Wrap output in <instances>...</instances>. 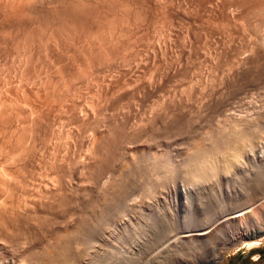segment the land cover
Wrapping results in <instances>:
<instances>
[{"label":"rangeland","instance_id":"374dc122","mask_svg":"<svg viewBox=\"0 0 264 264\" xmlns=\"http://www.w3.org/2000/svg\"><path fill=\"white\" fill-rule=\"evenodd\" d=\"M263 80L264 0H0V217L5 216L0 220V262L18 264L16 260L25 259L23 264H50L48 257L52 256L48 251L55 250L51 252L55 255L63 243L61 240L65 242L66 246L62 245L67 250L68 241L72 245L70 239L73 237L69 238V232L73 230V226L77 227L74 229L77 237L76 229L79 230L78 227L83 225V219L87 221V217L93 215L96 219L104 215L111 216L110 214L120 215L117 218L121 219L124 215L121 219L124 222L119 227L117 225L118 229L115 226L113 235L121 234L120 232H125L127 228V231H132V225L133 231L137 230L136 236L131 232L128 235L130 238L133 235L136 240L162 235L164 230L158 226L159 223H167L170 226L167 231L183 219L190 225L199 223L201 216L197 220L198 214L192 216L180 212L178 183L189 186L188 175L189 181H185L187 176L184 173L188 172L186 169L189 170L190 165L193 166L195 154L201 157L200 150L211 147L212 144L206 143L212 142L215 135L214 140L220 141V138L228 136L225 132H229L231 126V132L235 131L237 123L235 125L234 122L239 125L241 119L242 123L245 120L244 124H247V120L252 117L249 122L254 124L253 120L256 119L259 124L262 121L264 124ZM245 93L248 96L244 95ZM222 103L228 105L223 106ZM249 111H252V114ZM259 119L263 120L259 122ZM256 126L255 130L264 132L262 128L258 130L261 126ZM210 134L214 136L207 138ZM219 134L222 137H219ZM230 135L234 137L235 134ZM233 137L230 139L228 136L227 142L223 139L224 144L234 142ZM203 139H207V142ZM199 141L202 146L198 151L196 146H200ZM257 143L256 149L264 151V141L257 140ZM219 144L220 142L215 147ZM222 145H219L221 149L217 147V151L221 152L222 148L224 150L227 147ZM191 147L193 148L190 149ZM215 147L211 149L214 150ZM207 148L205 154L210 153V148ZM187 150L189 153L190 150L193 153L195 151L194 154L191 153L195 157L186 152ZM151 156L157 157L158 161ZM189 156L194 158L192 162L187 159ZM149 157L154 162H151ZM162 160L167 161L166 167L168 164L169 169ZM172 160L179 163L183 169ZM243 161H247L249 166L257 165L248 160ZM156 162L161 164L158 163V166ZM259 163L258 169L264 171V159ZM148 164L160 169H153ZM178 166L180 170L175 168ZM171 167L177 172H185H180V176L176 171V174H173L174 169H170ZM162 168L168 169V173L172 170L173 177L169 173V179L166 171L161 172ZM239 174L241 173L237 171L236 174L233 173L236 178L244 179L243 174L241 177ZM165 175L169 180H165ZM214 175L207 177V180L202 178L203 183L198 180V187L196 179L194 185L190 182V187L199 189L207 183L210 185L216 180L217 176ZM166 181L171 182L166 185ZM232 185L233 183L228 181L220 183L219 186L222 189L231 187L230 189L234 190ZM100 186L106 189L101 190ZM47 189L51 190L52 196H48L51 192L48 193ZM158 189L163 193L160 196H156ZM247 189L248 194L245 193L237 200L223 195L226 207L221 213L237 215L235 222L224 221L226 224L216 234H212L207 242L196 241L192 247L186 249L187 254H190L187 250H192L204 255L206 262L193 260L194 262L181 264H206L208 260L211 261L209 264H264V234L256 239L257 243L250 245L248 242L253 239L242 240L239 235L242 227L247 226L244 224L246 215L252 216L255 221L261 219L260 209L264 202V195L258 200L254 199L250 191L254 190V187L248 185ZM224 191L221 190V194H225ZM145 196L148 197L145 199ZM113 198H116L114 202ZM123 200L128 203L126 206ZM153 212H156L155 215ZM68 213L71 218L69 217L70 222L69 219L66 220V224L64 221ZM157 213H161L160 217ZM74 216L76 217L73 218ZM125 216L129 217H126L128 221ZM117 218L115 220H118ZM241 219L243 220L240 222ZM106 220L108 221V218L104 220V226L111 228L112 225L106 224ZM153 221L157 229L149 224ZM55 223H63L64 226H57ZM65 226H68L69 230L66 237ZM59 227L64 229L60 230ZM140 228L145 236H142L143 231L139 232ZM54 231L61 232L63 237H59L60 233L57 237L58 232ZM64 237L65 240L62 239ZM133 237L131 239L136 244ZM46 241L51 242V245L56 244L51 246ZM45 242L47 246L41 245ZM48 244L54 249L48 248ZM21 245L27 246V250ZM18 249L22 250V253ZM221 254L224 255L219 261ZM177 259L178 257L171 256L167 259V264H180Z\"/></svg>","mask_w":264,"mask_h":264},{"label":"bare ground","instance_id":"6f19581e","mask_svg":"<svg viewBox=\"0 0 264 264\" xmlns=\"http://www.w3.org/2000/svg\"><path fill=\"white\" fill-rule=\"evenodd\" d=\"M82 1V0H81ZM82 5V4H81ZM19 6V5H18ZM79 6H80V4H79ZM81 7V6H80ZM14 9V8H13ZM72 9V8H71ZM18 10V9H17ZM76 10V9H75ZM77 10H78V8H77ZM76 10V11H77ZM13 11V10H12ZM81 11V10H80ZM92 11V10H91ZM82 12H84V10L82 11ZM76 13H78V12H76ZM80 14V13H79ZM88 14V13H87ZM89 15V14H88ZM101 15V14H100ZM99 15V16H100ZM11 16V15H10ZM79 17V16H78ZM102 17V16H101ZM83 19V18H82ZM111 19V18H110ZM109 19V20H110ZM77 21V20H76ZM58 22V21H57ZM107 22V21H106ZM109 22V21H108ZM44 23V22H43ZM65 23V22H64ZM113 26V25H112ZM41 29V28H40ZM57 30H58V28H57ZM62 30V29H61ZM60 30V31H61ZM59 31V30H58ZM49 33V32H48ZM69 33V32H68ZM52 34V33H51ZM28 38V37H27ZM96 52V51H95ZM109 52V51H108ZM100 57V56H99ZM98 57V58H99ZM108 57V56H107ZM97 58V57H96ZM249 58V57H248ZM102 59V58H101ZM244 59V58H243ZM241 63V62H240ZM235 66V65H234ZM238 67V66H237ZM235 68V67H234ZM232 69V68H231ZM240 70V69H239ZM223 71V70H222ZM225 72V71H224ZM230 72H231V70H230ZM229 72V73H230ZM227 74V73H226ZM235 74V73H234ZM222 75H223V73H222ZM229 76V75H228ZM263 76V75H262ZM215 77V76H214ZM261 78V77H260ZM213 80V79H212ZM263 82H264V80H263ZM262 82V83H263ZM261 83V82H260ZM206 84V83H205ZM204 84V85H205ZM224 84V83H223ZM253 84H255V83H253ZM258 84V83H257ZM200 85V84H199ZM250 85V84H249ZM185 85H183V87H184ZM212 86V85H211ZM223 86V85H222ZM221 86V87H222ZM228 86V85H227ZM247 86V85H246ZM193 87H195V86H193ZM192 87V88H193ZM206 87V86H205ZM214 87H216V86H214ZM213 87V88H214ZM224 87V86H223ZM233 87V86H232ZM185 88V87H184ZM201 88V87H200ZM199 88V89H200ZM261 88V87H260ZM187 89V88H186ZM194 89H196V88H194ZM203 89H204V86H203ZM218 89H221L220 87H218ZM247 89V88H246ZM197 90V89H196ZM205 90V89H204ZM204 90H201V91H204ZM213 90H211V92H212ZM220 91V90H219ZM247 91V90H246ZM194 92H195V90H194ZM209 92V91H208ZM229 92V91H228ZM235 92V91H234ZM238 92V91H237ZM249 92V91H248ZM196 93V92H195ZM219 93V92H218ZM250 93V92H249ZM202 94V93H201ZM209 94V93H208ZM211 94V93H210ZM214 94V93H213ZM212 94V95H213ZM229 94V93H228ZM198 95V94H197ZM196 95V96H197ZM204 95V94H203ZM217 95V94H216ZM244 95H247V93H245ZM191 96H192V94H191ZM200 96V95H199ZM248 96V95H247ZM246 96V97H247ZM193 97V96H192ZM207 97H208V95H207ZM210 97V96H209ZM235 97H236V95H235ZM240 97V96H239ZM257 97V96H256ZM262 97V96H261ZM219 98V97H218ZM264 98V97H263ZM201 99V98H200ZM212 99V98H211ZM236 99V98H235ZM234 99V100H235ZM246 99V98H245ZM259 99V98H258ZM261 99V98H260ZM195 100V99H194ZM198 100V99H197ZM241 100V99H240ZM243 100V99H242ZM241 100V101H242ZM247 100V99H246ZM191 101V100H190ZM201 101V100H200ZM219 101V100H218ZM238 101V100H237ZM258 101V100H257ZM204 102V101H203ZM215 102H217V101H215ZM244 102V101H243ZM242 102V103H243ZM253 102V101H252ZM261 102V101H260ZM198 103V102H197ZM196 103V104H197ZM205 103H206V101H205ZM228 103H229V101H228ZM258 103V102H257ZM262 103V102H261ZM260 103V104H261ZM172 104V103H171ZM193 104V103H192ZM223 104V103H222ZM238 104H239V102H238ZM249 104V103H248ZM225 104H223V106H224ZM228 105V104H227ZM227 105H225V106H227ZM232 105V104H231ZM235 105V104H234ZM237 105V104H236ZM256 105V104H255ZM254 105V106H255ZM258 105V104H257ZM263 105V104H262ZM156 106V105H155ZM173 106V105H172ZM190 106H191V104H190ZM199 106V105H198ZM197 106V107H198ZM200 106H201V104H200ZM204 106V105H203ZM243 106V105H242ZM242 106H241V108H242ZM248 106V105H247ZM264 106V105H263ZM157 107V106H156ZM166 107V106H165ZM168 107V106H167ZM185 107H187V106H185ZM205 107H206V104H205ZM220 107V106H219ZM229 107V106H228ZM257 107V106H256ZM256 107H254V109L256 108ZM154 108V107H153ZM170 108V107H169ZM202 108V107H201ZM208 108V107H207ZM221 108V107H220ZM233 108V107H232ZM235 108V107H234ZM244 108V107H243ZM252 108H253V106L251 107V110H252ZM262 108V107H261ZM158 109V108H157ZM157 109H155V110H157ZM163 109V108H162ZM179 109V108H178ZM188 109V108H187ZM225 109V108H224ZM228 109V108H227ZM248 109V108H247ZM257 109V108H256ZM263 109H264V107H263ZM154 110V111H155ZM114 111V110H113ZM151 111V110H150ZM162 111V110H161ZM182 111V110H181ZM239 111V110H238ZM237 111V112H238ZM165 112L167 113V111L165 110ZM201 112V111H200ZM226 112H228V111H226ZM231 112H233L232 110H231ZM235 112V111H234ZM247 112V111H246ZM252 112V111H251ZM250 111H249V113H251ZM150 113H152L153 114V112H150ZM217 113H219V112H217ZM240 113V112H239ZM255 113V112H254ZM258 113H260V112H258ZM263 113H264V111H263ZM165 114V113H164ZM215 114V113H214ZM246 113H244V115H245ZM252 114V113H251ZM256 114V113H255ZM157 115V114H156ZM166 115V114H165ZM217 115H219V114H217ZM231 115H232V113H231ZM237 114H233V116H236ZM240 115V114H239ZM250 115V114H249ZM248 115V116H249ZM263 115V114H262ZM171 116V115H170ZM224 115H222V117H223ZM241 116V115H240ZM151 117V116H150ZM228 117V116H227ZM227 117H226V119H227ZM236 117H238V116H236ZM250 117V116H249ZM148 118V117H147ZM155 118V116L153 117V119ZM157 118V117H156ZM167 118V117H166ZM188 118V117H187ZM217 118H219L218 116H217ZM221 118V117H220ZM225 118V117H224ZM231 118V117H230ZM235 118V117H234ZM244 118V117H243ZM248 118V117H247ZM250 118H252V117H250ZM250 118H249V120H250ZM253 118H255V117H253ZM257 118V117H256ZM261 118H263V117H261ZM152 119V118H151ZM237 119V118H236ZM235 119V120H236ZM240 119V118H239ZM245 119H246V117H245ZM264 119V118H263ZM263 119H259V122H260V120H263ZM108 120V119H107ZM161 120V119H160ZM230 120V119H229ZM249 120H247L248 121V123H251V122H249ZM109 121V120H108ZM152 121V120H151ZM155 121H157V120H155ZM164 121V120H163ZM231 121H232V119H231ZM236 121H238V120H236ZM255 123L253 124V123H251V124H248L247 122V124H244L245 123V120H244V123H242V119H241V122H239L240 124H244V125H238V122H234V124L235 123H237V127H236V129H235V131L232 133L231 132V128H232V126H231V128H230V130H229V132H225V133H227L228 134V136H229V138L231 139L232 137H230L231 135L230 134H235L234 135V142L233 141H231L230 143H227L226 145L224 144L225 142H227V138H228V136H227V138H226V136L225 137H222V135H220L219 137H222V139L220 138V141L219 140H214L215 139V137H216V135H215V137H213L214 135H212V134H210L207 138H209L211 135H212V137L214 138L213 140L215 141V142H213V140H212V142H210V140H209V142L210 143H208L207 142V139H203L204 141H206L205 143L206 144H209V145H213V143H214V146H212L211 145V147H209L210 149L211 148H213V147H215V145L216 144H218L219 142H220V144L222 145V144H224V145H222V146H227V147H225V149L223 150V148H222V151L221 152H219V151H217V147H219V145H217L215 148H214V150H210L209 148H207L206 147V145L204 144V146L207 148V149H209L208 151L210 152H208L209 154H205V152L204 151H206L207 152V150H206V148H205V150H200L201 151V154H200V156L201 157H197V154H195L196 155V157H197V159H196V157L194 156V155H192L191 153H193L192 152V150H190L191 151V153H189V151L187 150L186 152H188L191 156H194L195 157V160H194V162H193V166L191 167V165H190V169L188 170V169H186L188 172H186V173H184V175L186 174V176H187V178L186 177H184V175H181V176H183L184 178H186V180L185 181H189V179H190V182L191 183H193V185H194V182H195V180L197 179V181H196V185L198 184L197 182H198V180H200L201 181V179L203 178V180H207V177H209L210 175H213V174H215L214 176H217L216 177V180H214V179H212V180H214L213 181V183L212 184H210L209 185V183H207V185L206 186H203V187H200L199 189L197 188V189H194V188H192V187H190V185H191V183L190 182H187L188 183V185L189 186H187L186 184H183L182 182H179L178 183V187H179V191H180V194L178 195V203H179V209H180V212H182L183 214H185V215H192V216H195L196 214H198L197 216H196V219L198 220V217L199 216H201V219H200V222L199 223H196V224H192V225H190V224H187L186 222H184L185 220L183 219L182 221H180V222H176V224H175V226L173 227L172 226V228H171V230H169V231H167V229L168 228H170V226L167 224V223H159L160 222V219H159V224H158V226L159 227H162L163 228V230H164V233L162 232V235H155V237H153V238H146V237H144V239L142 240H136L134 237H133V235L131 236V238L133 237L134 239H135V241H136V244H135V242H134V240L133 239H131L130 238V236L128 235L129 234V232H131V233H134V235H135V232L137 231H133L134 230V227H132V225H131V228H133V230L131 231L130 229V226H129V224H128V226H129V230L130 231H127V229H126V227H121V229L122 228H125L126 229V231L125 232H120L121 234H114L113 235V233H114V228H116L117 227V225H118V227H119V225L121 224V223H123L124 222V220L122 221L121 219H123L124 218V215H122L121 213V215L123 216L121 219H118L117 217H119L118 215H116V216H114V215H112V214H110L111 216H108V217H106L105 215H104V217L102 216V217H100V212L98 213L99 214V217L100 218H102V219H96L97 217H95L94 215V217L93 216H86V215H84V216H86L88 219H86L87 221H84L85 219H83V225H80L79 227H78V229L79 230H77L76 229V232L78 233V235H77V237L75 236V234H74V229L75 228H77L76 226L74 227L73 226V230L72 231H70L69 232V230H68V226L66 227L65 226V229L63 228V227H61V228H63L64 229V236L66 237V236H68L67 234H68V232H69V234H70V237L69 238H71V237H73L72 239H70V240H72V245L70 244V241H68V243L67 244H69V245H67V246H69V247H66L67 248V250H65V242L63 241V240H61V242H63L62 244H64L65 246H63L62 244H60L61 245V247L58 249L59 251H57L56 252V254L53 256L52 254H51V252L50 251H48L47 249H46V251H48L49 253H50V255L52 256V257H48L49 258V260H50V264H167V259L168 258H170L171 256L172 257H178V259H177V261L179 262L180 261V264H181V262H190V261H193V260H198V261H201V262H206V260H205V256L204 255H202V254H199V253H196L195 251H192V250H187L190 254H187L186 253V249L187 248H190V247H192V245H194V243L196 242V241H198V242H201V243H205V242H207L208 241V239H210L211 238V235L212 234H216L218 231H220V229H221V227H223L225 224H226V222H224V221H230V222H235L236 221V216L237 215H225V214H223V213H221V210L223 209V208H225L226 207V205H225V203H226V201H224V197H226V198H230L231 200L232 199H234V200H237V199H239V197H243L244 195H245V193H247L248 191V189H247V186L249 185V186H251V187H254V190H250V191H252V193H253V195H254V199H259L262 195H264V171L263 170H259L258 169V165L260 164L259 162L261 161V160H263L264 159V151H261V149L258 151L257 149H256V143H257V140H258V142H260L261 141V139H262V141H264L263 139H264V132H259V131H257V130H255V126H256V124H258L257 126H261L258 130H260L261 128L262 129H264L263 128V126H264V124L262 123V122H260V124L257 122L258 120H253ZM252 121V122H253ZM146 122H148V120L146 121ZM257 122V123H256ZM152 123H153V121H152ZM164 123V122H163ZM225 123V122H224ZM231 123V122H230ZM233 123V122H232ZM151 124V123H150ZM142 125H144V124H142ZM222 125V124H221ZM236 125V124H235ZM235 125H233V127L235 126ZM125 126V125H124ZM139 126V125H138ZM138 126H136V128L138 127ZM152 126V125H151ZM256 126V127H257ZM142 127V126H141ZM139 128V127H138ZM258 128V127H257ZM256 128V129H257ZM141 129V128H140ZM148 129V128H147ZM155 129V128H154ZM227 129V128H226ZM234 129H232V130H234ZM137 130V129H136ZM221 131H222V129H221ZM138 132V131H137ZM223 132V131H222ZM230 133V134H229ZM136 134V133H135ZM142 134V133H141ZM222 134V133H221ZM223 136H224V132H223ZM141 137V136H140ZM201 137H203L202 135H201ZM205 137V136H204ZM212 137H210V138H212ZM126 138V137H125ZM138 138V137H137ZM218 138V137H217ZM216 138V139H217ZM226 138V139H225ZM228 138V139H229ZM127 139H129V138H127ZM223 139L225 140V142H223ZM259 139H260V141H259ZM131 140V139H130ZM221 140H222V142H221ZM132 141V140H131ZM130 141V142H131ZM203 141V142H204ZM229 141V140H228ZM125 142H127V141H125ZM194 142V141H193ZM192 142V143H193ZM197 142V141H196ZM217 142V143H216ZM88 143H89V141H88ZM95 143V142H94ZM129 143V142H128ZM199 143V145H200V141L198 142ZM197 143V144H198ZM91 144V143H90ZM127 144V143H126ZM131 144V143H130ZM153 144V143H152ZM258 144V143H257ZM151 145V144H150ZM156 145V144H155ZM161 145V144H160ZM189 145V144H188ZM194 145V144H193ZM192 145V146H193ZM94 146V145H93ZM97 146V145H96ZM121 146V145H120ZM124 146V145H123ZM162 146V145H161ZM160 146V147H161ZM202 146V144L200 145V146H196V148H198L197 150L199 151V148ZM261 146V145H260ZM91 147V146H90ZM190 147V146H189ZM258 147V146H257ZM153 148V147H152ZM182 148V147H181ZM193 147H191L190 149H192ZM195 148V147H194ZM263 148V147H262ZM88 149H90V148H88ZM125 149V148H124ZM128 149V148H127ZM202 149V148H201ZM219 149H221V147H219ZM158 150V149H157ZM156 150V151H157ZM160 150V149H159ZM197 150H196V152H197ZM216 150V151H215ZM92 151V150H91ZM122 151V150H121ZM133 151V150H132ZM203 151V152H202ZM87 152V151H86ZM96 151H94V153H95ZM123 152V151H122ZM126 152V151H125ZM143 152V151H142ZM177 152V151H176ZM180 152V151H179ZM178 152V153H179ZM211 152H213L212 154H211ZM214 152H217V153H214ZM88 153H89V150H88ZM92 153V152H91ZM119 153V152H118ZM130 153H132V152H130ZM162 153V152H161ZM180 153H182V152H180ZM188 153L187 154H185V156L186 155H188ZM194 153H195V151H194ZM193 153V154H194ZM198 153V152H197ZM202 153L204 154L203 156H202ZM126 154V153H125ZM155 154H156V152H155ZM214 154H217V155H214ZM92 155H94V154H92ZM91 155V156H92ZM96 155V154H95ZM121 155V154H120ZM128 155V154H127ZM126 155V156H127ZM133 155V154H132ZM163 155V154H162ZM168 155V154H167ZM88 156H89V154H88ZM102 156V155H101ZM118 157V156H117ZM124 158H125V156H123ZM133 157V156H132ZM152 157V159H155V161H158V160H156L157 159V157H153V156H151ZM151 157H149L150 158V160H151ZM170 157V156H169ZM188 157V156H187ZM90 158V157H89ZM123 158V159H124ZM139 158V157H138ZM171 158V157H170ZM176 158V157H175ZM183 158V157H182ZM186 158V157H185ZM83 159V158H82ZM137 159V158H136ZM172 159V158H171ZM181 159V158H180ZM187 159H189V160H191V162H192V160L194 159H191L190 158V156H189V158H187ZM112 160V159H111ZM131 160V159H130ZM129 160V161H130ZM149 160V159H148ZM167 160V159H166ZM188 160V161H189ZM243 160H248V161H251V163H253V165H254V163L255 164H257V165H255V167H253V166H249L248 164H247V161H243ZM115 161V160H114ZM126 161V160H125ZM124 161V162H125ZM128 161V160H127ZM133 161H134V159H133ZM133 161H131V162H133ZM163 162H165V167H166V163H167V161H164V160H162ZM169 161V163L171 162V160H168ZM174 163H175V161L174 160H172ZM178 161H180L179 160V158H178ZM177 161V162H178ZM181 161H182V159H181ZM257 161V162H256ZM259 161V162H258ZM122 162H123V160H122ZM122 162H120V163H122ZM142 162V161H141ZM148 162V161H147ZM151 162H154L153 160H151ZM162 162V163H163ZM186 162V161H185ZM190 162V163H191ZM118 163V162H117ZM128 163V162H127ZM136 163V162H135ZM138 163V162H137ZM157 163V162H156ZM156 163H155V166H156ZM159 163V162H158ZM157 163V164H158ZM180 163H183L182 165L184 166L185 165V163L184 162H180ZM259 163V164H258ZM262 163H263V161H262ZM261 163V164H262ZM83 164V163H82ZM110 164V163H109ZM131 164H133V163H131ZM152 164H154V163H152ZM159 164H161V162L159 163ZM159 164H158V166H159ZM175 164H178L179 165V163H175ZM173 165V166H177V165ZM187 164H188V162H187ZM187 164H186V166H187ZM80 165V164H79ZM122 165V164H121ZM125 165H128V164H125ZM125 165H123V166H125ZM136 165V164H135ZM150 164H148V166H149ZM164 165V164H163ZM171 165V164H170ZM189 165V164H188ZM81 166V165H80ZM90 166V165H89ZM120 166V165H119ZM143 166V165H142ZM151 166V168H153L152 167V165H150ZM161 166V165H160ZM172 166V167H173ZM179 166H181V165H179ZM179 166L178 167H175V168H177V170H180V168H182V166L179 168ZM256 166H257V168H256ZM88 167V166H87ZM91 167V166H90ZM106 167V166H105ZM107 167H108V165H107ZM110 167V166H109ZM115 167V166H114ZM157 167V166H156ZM156 167H154V168H156ZM162 167V166H161ZM164 167V166H163ZM164 167V168H165ZM170 168V169H174L172 172H173V174H178L179 175V173L180 172H182V171H184V170H182V171H180V172H177L176 171V169L175 168ZM189 167V166H188ZM89 168V167H88ZM121 168V167H120ZM135 168H137L136 166H135ZM153 168V169H154ZM159 168V167H158ZM158 168H156V169H158ZM166 168H168V164H167V167ZM179 168V169H178ZM185 168H187V167H185ZM184 168V169H185ZM256 168V169H255ZM106 169V168H105ZM116 169H118V168H116ZM132 169V168H131ZM141 169V168H140ZM152 169V170H153ZM160 169V168H159ZM169 169V168H168ZM168 169H163L162 168V171L161 170H157V171H161V172H163V170H164V172L163 173H165V171L166 170H168ZM183 169V168H182ZM100 170H101V168H100ZM109 170V169H108ZM118 170H120V169H118ZM118 170H117V172H118ZM126 170V169H125ZM103 171V170H102ZM107 171V170H106ZM143 171V170H142ZM151 171V170H150ZM149 171V172H150ZM156 171V172H157ZM171 171L169 170V173H171ZM174 171H176V173L174 172ZM236 171L239 173H241V174H243V176H244V179L246 178V180L244 181V179L243 178H241V180H240V178L238 179V178H236V175H233V173L235 172V174H236ZM95 172V171H94ZM112 172V171H111ZM121 172V171H120ZM126 172V171H125ZM132 172V171H131ZM167 172V171H166ZM185 172V171H184ZM103 173V172H102ZM169 173L167 172L166 174H168L167 176H169L170 177V175H169ZM251 173H252V176H251ZM113 174H115V173H113ZM152 174V173H151ZM155 174V173H154ZM173 174L171 173V176L173 177ZM182 174H183V172H182ZM241 174H239L240 175V177L242 176ZM245 174V175H244ZM250 174V175H249ZM48 175V174H47ZM105 175V174H104ZM129 175V174H128ZM158 175V174H157ZM161 176H162V173L160 174ZM159 175V176H160ZM164 175V174H163ZM238 175V176H239ZM249 175V176H248ZM101 176V175H100ZM116 176V175H115ZM148 176V175H147ZM150 176V175H149ZM154 176V175H153ZM166 176V175H165ZM167 176L165 177V180H169V179H171V177L169 178V179H167ZM175 176V175H174ZM180 176V175H179ZM213 176V177H214ZM98 177H99V174H98ZM103 177V176H102ZM125 177H127V176H125ZM142 177V176H141ZM212 177V176H211ZM3 178V177H2ZM107 178V177H106ZM113 178H114V176H113ZM120 178V177H119ZM144 178V177H143ZM161 178V177H160ZM164 178V177H163ZM177 179H178V176L176 177ZM182 177H180V179H181ZM189 178V179H188ZM51 179V178H50ZM100 179V178H99ZM105 179V178H104ZM115 179V178H114ZM113 179V180H114ZM123 179V178H122ZM150 179V178H149ZM188 179V180H187ZM56 180V179H55ZM112 180V179H111ZM143 180V179H142ZM145 180V179H144ZM150 180H152V179H150ZM162 180V179H161ZM160 180V181H161ZM173 178H172V182H173ZM183 180V179H182ZM87 181V180H86ZM103 181V180H102ZM148 181V180H147ZM159 181V182H160ZM170 181V182H171ZM177 181V180H176ZM181 181V180H180ZM184 180H183V182H185ZM231 182V183H233V185H234V190L233 189H230L231 187H229V188H221L219 185H220V183H224V182ZM6 182V181H5ZM60 182V181H59ZM87 182H89V181H87ZM108 182V181H107ZM106 182V183H107ZM118 182H119V180H118ZM142 182V181H141ZM162 182H164V185H165V181L163 180ZM167 182L168 181H166V185H167ZM170 182H168L169 184H170ZM202 183H203V181H201ZM51 183V182H50ZM49 183V185L51 186V184ZM54 183H57V182H54ZM83 183H84V181H83ZM108 183H110V181L108 182ZM120 183V182H119ZM148 183V182H147ZM174 183V182H173ZM171 184V185H174V187H175V184H176V182H175V184ZM186 183V182H185ZM201 183V184H202ZM0 184H1V182H0ZM45 184V183H44ZM66 184V183H65ZM78 184H80V183H78ZM77 184V185H78ZM89 184V183H88ZM93 184V183H92ZM95 184V183H94ZM93 184V185H94ZM139 184V183H138ZM158 184V183H157ZM163 184V183H162ZM11 185V184H10ZM54 185V184H53ZM70 185V184H69ZM68 185V186H69ZM76 185V186H77ZM101 185V184H100ZM103 185V184H102ZM101 185V186H102ZM105 185V184H104ZM120 185V184H119ZM140 185V184H139ZM153 185V184H152ZM163 185V186H164ZM195 185V186H196ZM199 185H200V183H199ZM228 185V184H227ZM226 185V186H227ZM232 185V186H233ZM1 186V185H0ZM4 186V185H3ZM37 186H39V185H37ZM55 186H57L56 184H55ZM58 186H59V184H58ZM61 186V185H60ZM67 186V187H68ZM71 186V185H70ZM69 186V187H70ZM81 186H82V184H81ZM83 186H85L84 184H83ZM100 186V187H101ZM106 186H107V184H106ZM116 186H117V184H116ZM141 186V185H140ZM151 186V185H150ZM160 186V185H159ZM202 186V185H201ZM13 187V186H12ZM24 187V186H23ZM36 187V186H35ZM52 187V186H51ZM50 187V189H52ZM74 187V186H73ZM78 187V186H77ZM90 187V186H89ZM147 187V186H146ZM146 187H144V188H146ZM162 187V186H161ZM168 187H169V185H168ZM173 187V186H172ZM196 187H198V185L196 186ZM11 188V187H10ZM44 188H46V187H44ZM55 188L56 187H54V190H55ZM102 188V187H101ZM103 188H105L106 189V187H103ZM101 189V190H104V189ZM148 188H150V187H148ZM153 188V187H152ZM163 188V187H162ZM161 188V189H162ZM176 188V187H175ZM220 188H221V190L223 191V190H225L224 191V193L225 194H223V192H222V194H221V190H220ZM233 188V187H232ZM5 189V188H4ZM32 189V188H31ZM59 189V188H58ZM69 189V188H68ZM98 189V188H97ZM112 189H114V188H112ZM115 189H116V187H115ZM169 189H170V187H169ZM253 189V188H252ZM46 190V189H45ZM63 190V189H62ZM61 190V192H63ZM150 190V189H149ZM160 189H158V191H159ZM11 191V190H10ZM49 190L47 189V192H48ZM66 191V190H65ZM78 191V190H77ZM118 191V190H117ZM144 191V190H143ZM158 191H157V193H156V196L157 195H161V193L163 192V189H162V192H161V190H160V193L158 194ZM165 191V190H164ZM170 191V190H169ZM190 191V192H189ZM201 191H203V192H207L206 194H204L203 192H201ZM46 192V191H45ZM51 192V190L48 192V193H50ZM88 192V191H87ZM102 192V191H101ZM112 192H113V190H112ZM124 192V191H123ZM155 192V191H154ZM166 192V191H165ZM164 192V193H165ZM168 192V191H167ZM192 192V194H189V193H191ZM10 193V192H9ZM8 193V194H9ZM41 193H43V192H41ZM47 193V194H48ZM78 193V192H77ZM84 193V192H83ZM91 193V192H90ZM95 193V192H94ZM104 193V192H103ZM118 193V192H117ZM120 193V192H119ZM122 193V192H121ZM126 193V192H125ZM129 193H131V192H129ZM143 193V192H142ZM147 193V192H146ZM75 194V193H74ZM73 194V195H74ZM89 194V193H88ZM87 194V195H88ZM99 195H100V191H99V193H98ZM163 194V193H162ZM167 194V193H166ZM248 194V193H247ZM10 195V194H9ZM52 196V192H51V194H48V196ZM77 195H79V194H77ZM76 195V196H77ZM84 195V194H83ZM97 195V194H96ZM104 195V194H103ZM149 195V194H148ZM154 195H155V193H154ZM223 195H225L224 197H223ZM40 196L41 195H39V198H40ZM44 196V195H43ZM42 196V197H43ZM45 196H46V194H45ZM49 196V197H50ZM59 196V195H58ZM86 196V195H85ZM89 196V195H88ZM129 196V195H128ZM151 196V195H150ZM155 196V197H156ZM101 197H103V196H101ZM107 197V196H106ZM121 197V196H120ZM131 197H132V195H131ZM137 197V196H136ZM146 197H148V196H145V199H146ZM154 197V196H153ZM246 197V196H245ZM249 197V196H248ZM253 197V196H252ZM46 198V197H45ZM48 198V197H47ZM53 198V197H52ZM58 198V197H57ZM88 198V197H87ZM109 198V197H108ZM125 198V197H124ZM35 199V198H34ZM37 199V198H36ZM50 199V198H49ZM76 199V198H75ZM95 199V198H94ZM100 199V198H99ZM114 199H116V198H113L112 199V201L114 200ZM132 199H135V198H132ZM141 199H142V197H141ZM148 199V198H147ZM40 200V199H39ZM74 200V199H73ZM148 200H150V199H148ZM246 200V199H245ZM261 200V199H260ZM41 201V200H40ZM51 201H52V199H51ZM54 201V200H53ZM52 201V202H53ZM58 201V200H57ZM93 201V200H92ZM111 201V202H112ZM124 201V200H123ZM138 201V200H137ZM252 201V200H251ZM1 202V201H0ZM3 202V201H2ZM32 202V201H31ZM35 202H36V200H35ZM45 202V201H44ZM50 202V201H49ZM79 202V201H78ZM84 202V201H83ZM98 202V201H97ZM114 202V201H113ZM131 202V201H130ZM144 202V201H143ZM150 202H151V200H150ZM29 203V202H28ZM38 203V202H37ZM60 203V202H59ZM77 203V202H76ZM96 203V202H95ZM102 203V202H101ZM132 203V202H131ZM130 203V204H131ZM147 203H148V201H147ZM242 203V202H241ZM243 203H245V202H243ZM99 204V203H98ZM113 204V203H112ZM111 204V205H112ZM123 204V203H122ZM125 204H128V203H125V201H124V205ZM138 204V203H137ZM145 204V203H144ZM246 204V203H245ZM48 205H50V204H48ZM52 205V204H51ZM116 205H118L117 204V202H116ZM143 205V204H142ZM149 206H150V204H148ZM147 205V206H148ZM240 205H242V204H240ZM263 206H261V209H260V213H261V219L259 220V219H257V220H259V221H255L254 219H253V217L252 216H249V215H246V219H245V222H244V224H246L247 226H245V227H242L243 229H242V232H239V235H240V239H242V240H245V239H253V241H250V242H248V245H250V244H255V243H257L258 241L256 240L257 238H259L260 236H262L263 234H264V202H263V204H262ZM88 206V205H87ZM92 206V205H91ZM107 206H108V204H107ZM113 206V205H112ZM119 206H120V203H119ZM126 206V205H125ZM130 206H132V205H130ZM232 206V205H231ZM78 207V206H77ZM93 207V206H92ZM95 207V206H94ZM111 207V206H110ZM109 207V208H110ZM118 207V206H117ZM124 207V206H123ZM128 207H129V205H128ZM233 207V206H232ZM236 207V206H235ZM24 208H25V206H24ZM97 208H98V206H97ZM108 208V207H107ZM106 208V210H108ZM127 208V207H126ZM136 208V207H135ZM4 209V208H3ZM47 209V208H46ZM65 209V208H64ZM73 209V208H72ZM87 209H88V207H87ZM86 209V210H87ZM92 209V208H91ZM116 209V208H115ZM118 209V208H117ZM125 209V208H124ZM129 209V208H128ZM137 209V208H136ZM143 209V208H142ZM151 209V208H150ZM150 209H149V212H148V214L149 213H151L150 212ZM2 210V209H1ZM37 211V210H36ZM56 211V210H55ZM120 210H118V212H119ZM156 211V210H155ZM61 212V215H62V211H60ZM69 212V211H68ZM74 212V211H73ZM72 212V213H73ZM78 212V211H77ZM92 212V211H91ZM90 212V213H91ZM102 212V211H101ZM114 212H115V210H114ZM113 212V213H114ZM121 212V211H120ZM124 211H122V213H123ZM136 212V211H135ZM138 212V211H137ZM86 213V212H85ZM89 213V214H90ZM104 213H105V211H104ZM111 213V212H110ZM126 213V212H125ZM144 213V212H143ZM154 213V212H153ZM152 213V214H153ZM156 213V212H155ZM155 213H154V215H155ZM31 214V213H30ZM60 214V213H59ZM58 214V216H60ZM64 214H66V212L64 213ZM97 213H95V215H96ZM115 214H117V212H115ZM119 214V213H118ZM127 214V213H126ZM69 215V213L67 214V219H65V221L64 222H67L66 220H68L69 219V217L70 216H68ZM83 215H81L82 217H83ZM88 215V214H87ZM102 215V214H101ZM131 215V214H130ZM130 215H128V216H130ZM133 215V214H132ZM135 215H136V213H135ZM139 215V214H138ZM156 215H161V213L159 214V213H157ZM53 216H54V214H53ZM63 216V215H62ZM79 216H80V214H79ZM96 216H98V215H96ZM149 216H150V214H149ZM152 216V215H151ZM3 217H5V216H3ZM3 217H0V220H1V218H3ZM76 216H74L73 218H75ZM127 216H125V219H126V221H128V219L127 218H129V217H127ZM153 217V216H152ZM160 217V216H159ZM162 217H165V215H162ZM56 218L57 217H55V220H56ZM63 218H64V216H63ZM66 218V217H65ZM71 218V217H70ZM72 218V219H73ZM78 218V217H77ZM107 219L108 218V221H107V223L106 224H108V223H110V225H112V227H113V230H112V227L110 228V227H108L107 225L106 226H104L105 225V223H104V220L105 219ZM115 218H117L118 220H115ZM134 218H136V217H134ZM143 218V217H142ZM156 218H157V216H156ZM210 218V219H209ZM6 219V218H5ZM15 219V218H14ZM80 219H81V217H80ZM79 219V220H80ZM146 219H148V218H146ZM145 219V220H146ZM152 219L153 218H151L150 220L152 221ZM154 219H155V217H154ZM167 219V218H166ZM10 220H11V218H10ZM52 220V219H51ZM61 220H62V217H61ZM64 220V219H63ZM100 220H101V222H100ZM129 220H131V219H129ZM134 220V219H133ZM136 220V219H135ZM144 220V221H145ZM157 220V219H156ZM163 220V219H162ZM243 219H241L240 220V222L242 221ZM8 221V220H7ZM105 221V222H106ZM143 221V220H142ZM143 221V222H144ZM0 222H2V221H0ZM4 222H5V220H4ZM57 222V221H56ZM58 222H59V220H58ZM62 222V221H61ZM63 222V223H64ZM68 222H70V219L68 220ZM68 222L66 223V224H68ZM72 223H73V221H71ZM77 222V221H76ZM81 222H82V220H81ZM130 222V221H129ZM128 222V223H129ZM259 222V223H258ZM10 223V222H9ZM62 223V224H63ZM131 223V222H130ZM142 223V222H141ZM140 223V224H141ZM239 223V222H238ZM55 224H57V223H55ZM55 224L53 225L54 227H55ZM62 224H57V226H64V224L62 225ZM77 224H79V222L78 223H76V225ZM139 224V225H140ZM149 224H151V227L152 228H154V229H157L156 227H154V221L151 223V222H149ZM162 224V225H161ZM170 224V223H169ZM71 225V224H70ZM142 225H144L143 223H142ZM146 225V224H145ZM144 225V226H145ZM221 225V226H220ZM243 224H241V226H242ZM2 226V225H1ZM104 226V227H103ZM116 226V227H115ZM123 226H124V224H123ZM125 226H127V225H125ZM141 226V225H140ZM143 226V227H144ZM155 226H157V224H156V222H155ZM198 226V227H197ZM236 226V225H235ZM239 226V225H238ZM3 227V226H2ZM118 227H117V229H118ZM143 227H141L142 229H143ZM150 226H149V230H150V228H151ZM220 227V228H219ZM5 228V227H4ZM52 229H53V227H51ZM60 228V227H59ZM61 228H60V230H61ZM70 228V227H69ZM110 228V229H109ZM140 228V229H141ZM161 228V229H162ZM239 228V227H238ZM51 229V230H52ZM121 229H119V231L121 230ZM138 229H139V227H138ZM141 229V231H139V232H142L143 230ZM160 229V228H159ZM54 230V229H53ZM59 230V229H58ZM146 230V229H145ZM11 231V230H10ZM65 231H67V233L65 232ZM116 231V230H115ZM151 231V230H150ZM55 233H57L58 232V234H56L57 235V237H58V235H59V233H60V235L61 236H59V237H63V235H62V233H63V230L61 231V232H59V231H54ZM139 232H138V234H139ZM152 232H153V230H152ZM155 232H156V230H155ZM158 232V234H159V231H157ZM41 233V232H40ZM54 233V234H55ZM74 235H73V234ZM76 233V234H77ZM116 233V232H115ZM49 234V233H48ZM54 234H52L53 236H54ZM73 236H72V235ZM44 235V234H43ZM42 235V236H43ZM51 235V234H50ZM49 235V236H50ZM55 235V236H56ZM144 235V231H143V234H142V236ZM146 235V234H145ZM144 235V236H145ZM151 235V234H150ZM6 236V235H5ZM45 236H47V235H45ZM52 236V237H53ZM91 236H92V239H90L91 238ZM136 236V235H135ZM139 236V235H138ZM141 235H140V238L142 237ZM154 236V235H153ZM65 237L64 238H62V239H64L65 240ZM75 237V238H74ZM152 237V236H151ZM47 238V237H46ZM51 238V237H50ZM49 238V239H50ZM54 238V237H53ZM68 238V237H67ZM68 238V239H69ZM140 238H138V239H140ZM155 238H158L157 240L155 239ZM5 239V238H4ZM55 239V238H54ZM59 240L61 239V238H58ZM58 239H57V246H58ZM151 239H152V241H151ZM156 240L155 241V243L153 242V240ZM56 240V239H55ZM67 240V239H66ZM256 240V241H255ZM49 241V240H48ZM52 241H53V239H52ZM11 242V241H10ZM47 242V241H46ZM46 242H45V244H42L41 243V245H45V246H47L46 245ZM151 242H153V243H151ZM44 243V242H43ZM47 243H49V242H47ZM51 243V242H50ZM49 243V244H50ZM134 243V244H133ZM247 243V242H246ZM48 244V245H49ZM54 244V243H53ZM56 244V243H55ZM54 244V245H55ZM98 244V245H97ZM3 245V244H2ZM24 245H26V244H24ZM23 245V246H24ZM51 245V244H50ZM48 246V248L50 247L51 249H54V247L52 248L51 246H54V245H51V246ZM136 245V246H135ZM6 246V245H5ZM4 246V247H5ZM22 245H21V247H23ZM71 246V247H70ZM1 247V246H0ZM4 247H2V248H4ZM23 248H27V246L26 247H23ZM23 248H21L22 250H24ZM45 248V247H44ZM43 248V249H44ZM56 248V247H55ZM58 248V247H57ZM64 248V249H63ZM68 248H70V249H68ZM8 249V248H7ZM14 249V248H13ZM29 249V248H28ZM65 250V251H63V250ZM19 251H20V249H18ZM21 250V251H22ZM27 250V249H26ZM45 250V249H44ZM0 251H1V249H0ZM7 251V250H6ZM20 251V253H22ZM55 250H53V252H54ZM52 252V253H53ZM14 253V252H13ZM17 253V249H16V252H15V254ZM19 253V252H18ZM49 253L47 254V252H46V254L47 255H49ZM14 255V254H13ZM223 255L224 254H221L220 256H219V261H221L222 260V257H223ZM21 256H22V254H21ZM41 256V255H40ZM13 257V256H12ZM35 257V256H34ZM17 258V257H16ZM19 258V257H18ZM0 259H1V257H0ZM3 259V258H2ZM40 260V259H39ZM2 261V260H1ZM14 261V260H13ZM18 261V262H17ZM19 261H21V259L20 260H16V262L19 264ZM23 261V260H22ZM20 262L21 264H23V262L25 261V259H24V261L23 262ZM46 261V260H45ZM26 262H27V260H26ZM194 262V261H193ZM211 261H209L208 260V262L206 263V264H209ZM1 264L3 263V262H0ZM4 263H5V261H4ZM15 263V262H14ZM28 263V262H27ZM34 262H32V264H33ZM196 263V262H195ZM25 264V263H24ZM31 264V263H30ZM48 264V263H47ZM171 264H175V263H171ZM202 264V263H201ZM212 264H214V262L212 263Z\"/></svg>","mask_w":264,"mask_h":264}]
</instances>
